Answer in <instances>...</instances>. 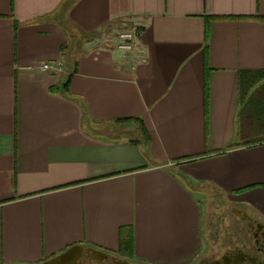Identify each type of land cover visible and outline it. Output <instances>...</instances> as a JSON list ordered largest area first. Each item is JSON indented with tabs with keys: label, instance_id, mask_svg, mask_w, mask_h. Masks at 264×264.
<instances>
[{
	"label": "crops",
	"instance_id": "crops-1",
	"mask_svg": "<svg viewBox=\"0 0 264 264\" xmlns=\"http://www.w3.org/2000/svg\"><path fill=\"white\" fill-rule=\"evenodd\" d=\"M263 117L264 0H0V264H195L207 207L264 219Z\"/></svg>",
	"mask_w": 264,
	"mask_h": 264
},
{
	"label": "flooded vegetation",
	"instance_id": "flooded-vegetation-1",
	"mask_svg": "<svg viewBox=\"0 0 264 264\" xmlns=\"http://www.w3.org/2000/svg\"><path fill=\"white\" fill-rule=\"evenodd\" d=\"M208 235L210 244L195 264H264V219L255 214L226 207L211 217ZM88 248L74 258L55 256L41 264H135L120 254Z\"/></svg>",
	"mask_w": 264,
	"mask_h": 264
},
{
	"label": "built area",
	"instance_id": "built-area-1",
	"mask_svg": "<svg viewBox=\"0 0 264 264\" xmlns=\"http://www.w3.org/2000/svg\"><path fill=\"white\" fill-rule=\"evenodd\" d=\"M136 33L134 31H123L116 34L115 39L117 40V49L127 54H132L136 48ZM139 60L144 61L142 53L136 55ZM62 64L57 62L55 64H43L40 68L41 70H54L59 71Z\"/></svg>",
	"mask_w": 264,
	"mask_h": 264
},
{
	"label": "rangeland",
	"instance_id": "rangeland-1",
	"mask_svg": "<svg viewBox=\"0 0 264 264\" xmlns=\"http://www.w3.org/2000/svg\"><path fill=\"white\" fill-rule=\"evenodd\" d=\"M128 31V30H127ZM262 95V94H261ZM252 111H251V109L249 108V109H247V111L243 114V116H242V121L243 120H249V121H251L252 122ZM251 116V117H250ZM259 117V116H258ZM262 121L264 122V117H263V119H262ZM251 122H248V123H246V121H245V123H243L244 124V131L246 130V132H248L249 130H251V129H249V127L247 126V124H249L250 123V126H252L254 129H258V128H255L253 125H251L252 123ZM264 124H262V126H261V128L259 129V130H263L264 129ZM254 132L255 133H258L256 130H254ZM253 134V133H252ZM228 206H230V207H234V206H231V205H228ZM209 211H210V209L208 210V207H207V209H204V217H203V222H202V232H203V236H204V238L205 239H209V235H208V224H209V221H210V219H211V217H210V215H209Z\"/></svg>",
	"mask_w": 264,
	"mask_h": 264
},
{
	"label": "water",
	"instance_id": "water-1",
	"mask_svg": "<svg viewBox=\"0 0 264 264\" xmlns=\"http://www.w3.org/2000/svg\"><path fill=\"white\" fill-rule=\"evenodd\" d=\"M84 248V246H74V247H72V248H70V249H68L66 252H64V253H62V254H60V255H58V256H56L55 258H54V260L55 259H66V258H74V257H76L77 255H78V253H79V251L81 250V249H83ZM89 250H91V251H93V252H97V253H100L99 251H97V250H95V249H93V248H88ZM53 260V259H52ZM52 260H50V261H52ZM50 261H48L47 263H49Z\"/></svg>",
	"mask_w": 264,
	"mask_h": 264
},
{
	"label": "trees",
	"instance_id": "trees-1",
	"mask_svg": "<svg viewBox=\"0 0 264 264\" xmlns=\"http://www.w3.org/2000/svg\"><path fill=\"white\" fill-rule=\"evenodd\" d=\"M260 75H262V74H260ZM250 86H251V83L250 84H247L245 87L243 86L242 87V85H241V88H240V92H241V99L246 95V93L248 92V90L250 89ZM253 117V116H252ZM136 121H138V120H136Z\"/></svg>",
	"mask_w": 264,
	"mask_h": 264
}]
</instances>
